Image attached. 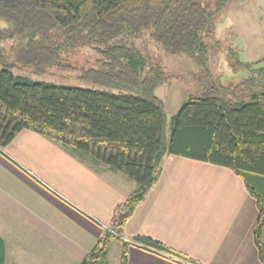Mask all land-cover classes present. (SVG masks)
<instances>
[{
	"label": "trees",
	"instance_id": "trees-1",
	"mask_svg": "<svg viewBox=\"0 0 264 264\" xmlns=\"http://www.w3.org/2000/svg\"><path fill=\"white\" fill-rule=\"evenodd\" d=\"M238 0H0V149L22 130L69 148L80 158L121 172L135 189L116 207L111 227L80 264H108V247L135 207L155 185L165 156L231 170L256 200L253 234L259 258L264 225V58L229 67L238 82L205 84L172 117L165 133V104L155 94L166 81L149 39L170 56L203 66L221 10ZM88 49L98 59L77 80L89 88L32 81L13 71L43 76L65 70L61 57ZM146 247L172 254L158 242ZM122 244L120 264H126ZM5 245L0 239V264Z\"/></svg>",
	"mask_w": 264,
	"mask_h": 264
},
{
	"label": "crops",
	"instance_id": "crops-1",
	"mask_svg": "<svg viewBox=\"0 0 264 264\" xmlns=\"http://www.w3.org/2000/svg\"><path fill=\"white\" fill-rule=\"evenodd\" d=\"M134 189L121 172L20 131L0 149L4 264H80ZM257 214L256 200L231 170L165 156L106 260L117 243L120 250L126 244V264H264L253 239ZM140 237L173 253L150 249ZM260 242L264 248V225Z\"/></svg>",
	"mask_w": 264,
	"mask_h": 264
},
{
	"label": "rangeland",
	"instance_id": "rangeland-1",
	"mask_svg": "<svg viewBox=\"0 0 264 264\" xmlns=\"http://www.w3.org/2000/svg\"><path fill=\"white\" fill-rule=\"evenodd\" d=\"M0 20V26H4ZM214 38L206 40V54L203 66L185 56H170L149 39L136 40V48H148L152 61L164 70L166 81L156 89L155 94L166 108V136L170 134L172 117L190 95H197L205 84L238 82L245 74L233 72L231 55L243 63L256 62L264 58V0H238L228 4L221 10L215 21ZM98 59L88 49H77L64 54L61 64L65 70L51 69L43 76H35L29 70L13 71L32 81L48 82L60 86L89 88L77 80L81 68L93 66ZM264 68V63L258 65ZM71 147H69L70 149ZM72 149V148H71ZM116 239H114L115 241ZM118 246L117 243H114ZM113 245L108 255L109 264H120L122 250Z\"/></svg>",
	"mask_w": 264,
	"mask_h": 264
}]
</instances>
